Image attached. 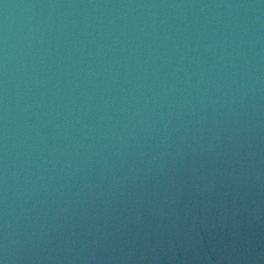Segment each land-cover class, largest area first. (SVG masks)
Masks as SVG:
<instances>
[{
	"label": "water",
	"instance_id": "obj_1",
	"mask_svg": "<svg viewBox=\"0 0 264 264\" xmlns=\"http://www.w3.org/2000/svg\"><path fill=\"white\" fill-rule=\"evenodd\" d=\"M0 264H264V0H0Z\"/></svg>",
	"mask_w": 264,
	"mask_h": 264
}]
</instances>
